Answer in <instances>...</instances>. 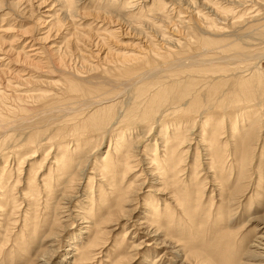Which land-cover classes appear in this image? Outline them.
<instances>
[{
  "label": "rangeland",
  "instance_id": "obj_1",
  "mask_svg": "<svg viewBox=\"0 0 264 264\" xmlns=\"http://www.w3.org/2000/svg\"><path fill=\"white\" fill-rule=\"evenodd\" d=\"M62 1L61 0H0V73L2 72L0 74V85L3 90L5 89L6 94H8L9 96L13 95L9 97V99L7 100L8 105L7 102L4 104L5 106L10 107L13 113L10 112L6 113L1 106H0V112L5 119L10 120V119L21 118L20 120H22L24 124L26 123L25 125L23 124L22 126L24 128V129L22 128L23 131L21 129L18 130L19 128H17L14 132L12 131L13 133L7 132L10 129L7 130L4 129L1 131L4 133L11 134L12 137L14 138L9 142H7V145L5 147L3 148L0 147V149H2V151L0 150V157H1L0 167L6 166L7 169L14 170L16 166L14 162L17 156L18 158H21L23 156L27 157L28 155H30V152L24 151V152L15 153V155L12 156L9 155L8 151H10L12 147L20 151L21 148L19 147L21 145H24L23 143H24L25 135L23 133L27 132L26 134H28L31 131L34 132V123H37V126L39 127H44L45 125L50 124V129L53 130V128L56 127L57 123L60 121L75 122L77 119H79V117L77 116H81V115L87 116V114L90 112L89 110L91 108L88 110L84 109L82 104L86 103L87 99L89 100V98H91L92 100L93 98H103V96L101 97L100 95H105V97L109 96L110 99H114L113 101L108 102L106 104L108 105L110 103L115 104L118 110L121 108V106L122 108H126L128 105L136 104L135 103L136 100H143L145 96L139 97L137 94L138 91L136 90L135 86H129L131 82L130 80H132L134 76H136L137 74L143 71L150 70V68L154 64L149 63L148 65L144 64L142 66V63H139L138 65L133 66L135 69L134 73L131 72L124 73L122 71L124 70L123 65H121V63L118 60V57L116 56L126 55L127 57H129V56L145 53L148 50L146 48L148 47L147 43L149 42H153L155 44V47L158 48L161 53L166 52L165 51L166 47L168 48H172V47H170V45L167 43H163V39L166 40L169 37L171 39L179 40L180 43H182L184 46L181 47L182 45L181 44L178 49H176L177 47H175L174 48L175 52L167 56L166 60L158 59V61H155L156 63H160L162 65L161 67H165V66L168 67L169 61L170 62L175 61L176 59L179 58V56H180L179 59L185 60L188 59V57L190 56L194 57L196 53H200L201 51V49H199L197 44H194V40L192 38L193 37L192 31H194L196 26H199L196 23L197 20L196 17L194 16L195 15L194 8L195 5L197 6V2L191 4L189 6L191 8H189L186 7L184 0L183 1L182 0H80V2L76 4V7L73 10L74 12L73 16L71 15L69 17L66 14V11L61 6ZM214 1L215 2L218 1V3L221 1L219 4H221L225 8L236 9L233 11V13H235L234 14L235 17L233 16L234 19L230 16L225 19L224 16L221 15L222 17L216 21L218 27L220 25H221L220 28H223V26L225 27V29L224 28L222 29L223 34L230 35V32L233 29L231 34L233 32H236L237 36H239V34L241 36V38L239 36L240 38L239 43L241 48L240 50L232 51V50H228L227 48H224L226 51L223 50L225 52L224 53L222 52L225 56L228 55L227 57L228 60H226L228 62V65L226 66L228 72H225L224 75H222L221 73H217L215 75H211L208 73L206 79H203L204 81L203 86L204 85L207 86L208 85L207 82L212 83L214 81H217L218 79L221 80L223 76H224L223 79L224 80L226 79L223 82V86H221V91L226 96L228 111L230 108L231 109L228 112V114L224 115L223 113L221 115L225 117L224 123L226 125L225 134H224L225 138H223V140L221 141L222 142L224 141L223 143L226 144V146L224 148H221L220 151L223 155H227L226 158L228 159L227 161L225 159L226 163L224 165L217 163L216 167H218L219 169L215 168L212 173H209L207 171L208 170L207 168L209 167V164L207 162L209 157L206 158L207 156L204 155L205 152L201 151L202 147H199L198 149L200 155L198 156V160H197L198 161L197 164H199V167L197 169V172L191 171L190 169L192 167L193 160L195 159V155H196L195 154L196 144H197L196 142H198L199 140V138L196 136L197 132H195L193 138L191 139V142L185 144L184 146L185 149L182 148V151L187 150L188 153L185 156H183L186 161L184 162V166L182 168L185 169V173L183 176H180L181 178L178 180V182L180 180L181 181L178 183L176 182L178 176H176V178L174 179H171L172 178L171 176L170 178L167 179V180L170 179L169 180L170 184L167 187L168 190L167 189L163 190L162 188L164 187L163 185L165 184H162L163 181L162 183L160 182L161 179L159 178L158 175L159 172H157L158 174H156V176L152 178H149L148 176L149 173H151L153 169L156 168V166L153 165L155 164V162L158 163L161 168H164L165 165L163 163L166 161V158L165 160L164 158H162L163 152H161L163 151L162 146L165 145L163 144L164 140L157 139V136H159V132L163 130H161L160 124L157 123L156 125L153 126L152 132L145 139L142 140V143H139L140 145L139 147H137L138 149L135 148L132 150L130 156H134V158L130 159V163L128 162V165L132 170L126 173L127 175L123 176V174H125L124 168L118 167L117 173L114 174L115 175L114 188L117 190L130 189L131 191L130 194L132 196L131 199L137 197L135 196L138 193L136 192L137 187L135 185L137 183H141V181L146 180L144 186L140 188V191L138 190L139 195L136 199L137 201H134L133 203H130L127 206H124L125 210L134 209V211H132V215H130V222L129 220L127 222L126 218H125L126 220L121 219L120 215H118L117 213L113 214L110 218L108 217L109 214L113 212L114 211L113 209L116 207L115 204L116 202L113 201H116V199L118 200L119 198H112L109 195L108 190L106 188H103L102 184L100 183L99 177H95L94 183L93 184L90 183L91 185L89 184V182L87 183V178H92V175L89 174L90 169L93 167L91 166L92 165L91 162H94L96 160V164H97L99 158L102 159L106 155H107V159L111 157L114 159L116 157V155H114L116 148H114L115 151L112 150L115 144V139L119 138L118 139L119 141L121 140L126 141V138L128 140V138L131 136L130 140L133 141L139 138L141 135H143L140 132H144V131L138 129L141 131L137 132L136 134L130 133L129 135L128 133L132 131H129L130 129L128 130L124 129L127 130L125 131L126 134L123 132L122 133L123 135L119 136L118 134L119 132H115L114 130V132L109 131L108 134L102 137V139L100 137L98 139V137L93 138L92 136H89L87 138V141L89 143L87 144L86 147L84 148L82 147L84 151L82 153H85V157L88 160L86 159L87 164L86 167L84 168L83 180H81L80 181L81 183H79L81 187L75 186L76 192L75 191L70 192L75 195V198L72 200H62L60 195H63L64 189L62 190L61 188L63 186L61 185L52 188V191L54 192L50 202L52 206L51 211L54 210L53 208L55 207L56 204L58 203L62 204V205L60 204L61 206L59 207V211H57V213H55L56 215L54 216L57 219H59V221L55 219L52 220L54 217H52L53 215L51 214L54 211L52 212L49 211L48 212L49 216L47 220H44V217L42 218L41 216L42 215L45 216L46 211L44 212L45 208L44 207L42 208L41 207L42 204H41L40 210L37 213V217H38L37 219L39 220V223L38 225L35 226L36 229H35V234H33V237L32 235H30V237L27 236L24 233V228L22 227L23 218L21 214H23V211L26 209L25 205L23 204L22 205L23 207L21 206L20 209L19 207L18 209H15V213L18 215L16 214H15L16 216L13 215L12 219L13 218H14L13 220L15 219L19 220L20 218L21 219L19 220V222L17 221L15 224H11L12 225V226L10 225L11 228H7L9 229L10 232L11 231L13 232H11V234L10 232L8 233L10 235V237L8 235L10 240H8L7 244H5V246L1 248L2 251L0 252V264H45V263L46 264H79V263L80 264H115L116 262H117L116 264L118 263L123 264L124 261L126 262V264H184V263L185 264H264L263 262L264 254L260 255L258 253L259 250L256 249L254 246L256 245V242L259 240L258 237H264V179H263L264 170L263 171L258 170L259 169L258 155L261 152V145H262L261 140L264 139L263 138L264 117H260V118L258 116L256 117L259 120L258 122H260V124L258 123L260 125L258 126L260 131L257 130L259 131L257 132V134L259 135H258V142L255 151L252 150V152L249 155V160H247V161H251L250 164H248L250 167L249 166L245 167L242 166L241 164H238L239 161H237L236 158L237 155L233 153V150L232 152H230L231 151L230 148H233L236 142L238 143V144L236 143L237 146H240L242 144L241 141L243 140L241 139L244 138V136L246 135L245 133L248 131L249 128L247 127L249 124H247V121H245L246 120L245 116H243L244 114H242L241 112H245L249 108H250L249 110H252L254 108L252 107V105L264 103V100L262 99L264 98V27L261 28V26L264 25V18H263L264 0H249V1L248 0H232V1L214 0ZM124 3H126V5ZM160 3L163 5H161ZM244 3L246 4L243 5ZM248 3L250 4V6H248L249 5ZM159 4L162 6V8L165 9L162 10ZM240 5H242L243 7L241 8ZM231 6H233V8ZM195 10L196 11L199 10V12L203 11L198 7ZM240 13H242V15L244 14L243 18L242 15H238ZM254 16H256L255 18H257L258 16V18L255 20ZM179 17H182V19L185 18L186 23L184 24V26L187 27V25H189L187 27L189 31L186 30V27L181 29L180 28L181 26L179 24L177 25L178 23L177 20L179 19ZM251 18H253V20H251ZM59 20L62 22H60ZM187 20L190 21L187 22ZM219 20L220 23L218 24ZM241 20H245V22L246 20H249V23L248 22L245 23L242 21L243 23L239 24ZM235 23H237V25H235ZM190 25H192V27L194 28L193 30ZM257 28H261V29H257ZM198 29L201 32H206L204 26L201 24L198 27ZM160 30L162 32H160ZM186 31L189 34L185 33ZM161 34L164 35L165 37L163 38ZM187 39H188L187 43L191 41V43L188 44V46L186 45ZM52 45L53 47L54 46L55 47L54 48L52 47L51 49L50 47ZM33 49L34 51H31ZM36 51L40 52L38 57L41 58L38 59L33 58L34 57L33 54ZM91 51L93 54L91 53ZM62 56H64L63 57L64 59L61 63L58 61L57 58ZM24 57H26L27 59L26 58H25L26 60L23 59ZM90 59L93 60V62ZM152 59H153L152 57H149L148 60L153 61ZM229 59H232L233 61ZM38 60L42 62H40L41 63L40 65H38L39 62L38 64L35 63L37 65L36 66L37 68L36 67L34 68V62ZM47 62H50V64ZM183 62L185 65L189 63L188 60ZM96 63L99 64L100 67L96 69L97 71L94 70L93 72H92L93 69L92 70L89 69L90 72H92L93 74L89 73L88 72L89 70L87 68H89L90 65L91 66L96 65ZM131 64L129 63V65ZM73 68L75 71L79 73L81 71V76L82 74H85V77H87L88 79L96 78L95 79L96 81H103L106 78V80H109V82H111L112 85H110L111 83H108L105 87H98V88L96 86H95L96 88L95 87L90 88L84 86V89H82L83 90L82 97L77 98L74 94L72 96L70 95L71 93L65 92L64 88L67 86V84L65 83L67 77V75L65 74L66 73L65 70L73 71ZM77 69L78 70L80 69V71H78ZM160 71H162V75L161 73H159L155 76L156 77L155 80L159 78L157 80L158 81L157 83H159L160 85L168 83L170 82V80L177 81L178 79H182L180 81H185L187 79L185 74H181L179 75L180 76L179 77L178 72L175 70H169V71L160 70ZM165 74H167V76H165ZM209 76H216V77L209 79ZM166 77L167 78L170 77V78L167 79ZM192 77L193 75L190 74V78ZM1 80H4L3 81L4 83H2ZM13 80H16L15 81L16 83ZM51 80L53 82H50ZM63 80H64V84H63ZM34 81L37 82L38 85L34 83ZM125 82L126 83L128 82V86L126 85ZM9 83H10V87L7 86ZM54 84L56 85V87ZM124 84L126 86H124ZM245 84L246 86H244ZM63 85L64 88L61 89ZM52 87L55 88L53 89ZM224 87L225 89H223ZM58 88H60L61 90ZM46 91L49 96L45 98H41V101H37L36 105H34V96L36 97V95H43L42 93ZM34 92L36 94H34ZM58 94H60V96ZM66 94L67 96H65ZM20 95L23 96L20 97ZM16 97H20V98H16ZM72 98L73 101L71 100ZM238 98H242V99H240L237 103H235V99L237 100ZM91 99L89 101H91ZM76 101L79 102L82 101V103ZM121 101L122 103L123 102L124 103L123 104L120 103ZM247 101H251V103L247 104ZM77 104L79 105L77 106ZM63 106L68 108L67 110L69 115L70 113L74 115H70L69 117V115H67V112H65L66 114L64 115L66 116L63 117L62 114L63 118H60L58 120L54 117L55 116L54 114H51V112L42 113L41 111L42 109L48 107L62 108ZM70 106L71 109H69ZM74 106L76 107V111L74 110L75 108ZM212 106H213L212 108H214V104H212ZM233 108L238 112L232 110ZM117 109L115 110V112L118 111ZM256 109H260V113H264V106L261 107L259 106V108L256 107ZM69 110H71V112ZM77 110H79L78 114L76 113ZM86 111L87 113H85ZM215 111L221 114V111L219 112L217 110ZM215 111L212 112L216 113ZM232 111L234 112L232 113ZM38 112L39 115H37ZM34 113L37 116V118L34 115ZM44 114L46 115L48 114L49 116L48 115L44 116ZM174 116H177L178 118L177 117L174 118L172 116L173 118L168 121L170 122L173 121L174 119H177L179 121V118L181 119L180 114ZM43 118H46L47 121L43 120ZM50 118L51 120H48ZM200 118L198 119L199 122L195 123V125L201 124ZM253 119L254 121L255 120L257 121L255 117ZM26 120H30V122H27ZM254 121H252V123ZM245 123H246V127L244 126ZM67 124L69 123L67 122ZM227 124L231 125L232 128H234L232 132L233 135L229 134L231 132L230 130H228L229 126H227ZM30 127L32 128V130L30 129ZM242 127H245L243 128L244 131H242L241 129ZM25 128L28 129H26L25 131ZM131 128H133L131 130L135 132L136 128L135 127H131ZM239 133L241 134V136L239 135ZM171 134H172L171 132H168L167 137H169ZM130 140L127 141L125 145H123L124 149H126V146L129 145V143L131 142ZM94 144L97 145V147H95ZM50 147H51L50 145H48V147L47 145L43 146L41 148L40 153H37L38 156H36V158L24 161L25 164L22 165V175H23L21 176L22 180L26 178L27 173L29 172L30 174L34 173L33 162H37L38 164H40V161L42 160L41 157H43L46 151L48 152V150H50ZM156 148L157 150L153 151V149ZM108 149L110 150L109 152ZM124 149L121 152L123 154L125 151ZM90 151H95V152L90 153ZM153 152L155 153V155ZM87 153L88 154L90 153L89 155L92 156L91 157L88 156ZM154 157L156 159H154ZM159 157L160 160H158ZM90 158L91 160H89ZM151 159L154 160L153 164H149L148 160ZM5 160L6 162H4ZM161 160H164L162 164H161ZM6 163H8L9 165ZM12 166H14V168H12ZM46 166L47 165H45L44 167V172L42 176H47L48 175L47 173H49L47 172L49 170ZM150 166L154 168H151ZM222 166H224V168ZM160 167L158 166V168ZM242 167L243 169L245 168L247 171L245 170L246 171L245 172L244 170H242ZM87 168H89V170ZM9 170L8 172H10ZM86 170L87 172H85ZM238 170L240 171L238 172ZM120 171L122 172V175ZM12 173L14 174L15 172ZM236 173L239 174L235 175ZM192 175L193 177L191 179ZM135 177L139 178V180H136L138 182L133 180V178ZM157 177L158 179H155ZM155 181L158 182L156 183ZM133 182L135 183L133 184ZM199 182L201 183L199 184ZM191 183L192 185H190ZM197 184L199 185L198 188L200 189V192L197 195H195L196 194L195 191L198 186ZM53 185L54 184L52 182V187ZM25 186L26 185L24 181V183H22L21 186L17 188L18 189L17 192L18 191L21 192L20 190L21 189L23 190ZM215 186L218 188H216ZM156 188L160 189V191H158L157 193H156L157 191ZM99 189H101L102 193L104 194L103 198H100V200L99 198H97L98 197L97 193H99ZM84 190L85 191L87 190L88 192L86 191L87 193H85ZM161 190H163V192ZM172 191L178 192L180 196L184 195L182 199L187 204L186 205L187 213L183 212V209L181 207L176 206V204L172 200H170L171 199L169 198L171 194L170 192ZM70 193L67 192V194ZM148 193L150 194L149 196ZM15 197L18 206V204L21 203V199L19 198L18 194H15ZM199 197L201 198V200ZM147 198L149 199L147 200ZM192 198L195 199V201ZM58 199H60L59 201L62 200L63 203L59 202ZM2 201L3 203L1 205L3 207L7 208V210L11 209V204L9 203L11 199L5 198ZM196 201L201 206L197 207L196 205L198 204L196 203ZM131 204H134L135 206ZM147 208L150 209L147 210ZM195 208L197 210H194ZM192 209L194 211H192ZM60 210L63 213H61ZM150 211H152L153 213ZM202 212H204L205 215ZM67 214H70L68 215L70 217H67V221H66ZM175 214H177V216ZM185 215H187V217ZM61 218L64 220H62ZM203 219L205 221H203L202 223ZM61 220L64 222H62ZM106 220L110 224L107 223ZM53 223L55 226H53ZM138 223H142V224L139 225ZM103 224L105 225V227ZM92 226L94 227L91 230ZM87 227L90 229H88ZM153 227L155 228L153 229ZM200 227L201 229L202 228L203 229L201 230ZM95 228L96 231L98 232L99 231L103 233L105 232L104 234L102 233L103 234L102 237L104 238L101 237V240L102 241L105 240L103 244L106 246L102 245L100 249L97 250L93 248L94 250L90 249L91 250L90 251L88 250V247L90 245L89 243L91 242L90 238L92 237L93 233H95ZM51 234H53V236ZM54 234H57L58 238L54 237ZM2 235L3 234L0 231V243H1ZM47 236L48 238L46 239ZM123 236L126 237L124 238ZM137 244H140L139 246L140 248L135 251L132 250V247ZM119 249H121L122 251H120ZM48 250L53 252V255H52V259L47 261L45 257L46 255H44V258H42L41 253L46 252ZM129 250H131L132 254L129 252ZM81 251H83L82 252L83 254L85 252L86 253L83 255ZM133 251L136 253H133ZM78 252H80V254L82 255V259H81V255ZM88 252L91 253L90 254L91 256H89ZM125 253L126 256L128 254L130 255L126 257ZM88 258L90 262L89 260L87 261ZM127 259L130 262L127 263L128 261Z\"/></svg>",
  "mask_w": 264,
  "mask_h": 264
},
{
  "label": "bare ground",
  "instance_id": "obj_2",
  "mask_svg": "<svg viewBox=\"0 0 264 264\" xmlns=\"http://www.w3.org/2000/svg\"><path fill=\"white\" fill-rule=\"evenodd\" d=\"M62 1V0H61ZM183 1V0H182ZM217 1V0H216ZM225 1V0H223ZM228 1V0H227ZM226 1V2H227ZM232 1V0H231ZM249 1V0H248ZM80 2V0H64L61 2V6L62 8L66 11V14L70 17L71 15L73 16V10L74 8L76 7V4ZM185 4H186V7H189L191 4H194L197 2V6L195 5V8H194V16L196 17V23L200 26L203 25L204 28H205V31L206 32H201L198 27L199 26H196V28L194 29L191 26L192 30L194 29L193 32V40H194V44H197V46L199 47V49H201L200 53H196V55L193 57H188V59H185V60H182V59H176L175 61H172L168 63V67L165 66V67H161L162 65L160 63H156L155 61H158V59H162V60H166L167 59V56H169L171 53H174L175 51V47H177L176 49H178L180 47V45L182 43H180L179 40H175V39H171L170 37L166 40L163 39V43H167L170 45V47L172 48H168L166 47L165 51L166 52H163L161 53L160 50L158 48L155 47V44L153 42H149L147 43L148 47L146 49H148L145 53H141L139 55H133V56H129L127 57L126 55H120V56H116L118 57V60L119 62L121 63V65H123V69L122 70L124 73H134L135 72V69H134V65H138L139 63H142V66L144 64L148 65L149 63H153L154 65H152V67L150 68V70H147V71H143L139 74H137L136 76H134V78L128 82H130L129 86H135L136 90L138 91V96L141 97V96H145L143 100H136L135 103L136 104H133V105H128L126 108H121L118 110L117 107L115 106V104H106L108 102H111L113 101L114 99H110L109 96L105 97V95H100L101 97L103 96V98H93V100L91 98H89V100L91 99V101H89L87 99V102L82 104L83 108L84 109H90L89 113L87 114V116H77L79 117V119H77L75 122L73 121H60L57 123V126L52 129H50V124L49 125H43L44 127H39L37 126V123H34V132H29L28 134L26 133H23L25 135V138H24V145H21L19 148V150H16L15 148H11L10 151H8L9 155H12L14 156L15 153H19V152H30V155H28L27 157L26 156H23L21 158H18V156L16 157V160H15V168L14 166H12V168H14V170H9L6 168V166L4 167H0V231L2 232V239H1V245H0V249L5 246V244H7L8 240H10V235L8 234L10 231L9 229L7 228H11L10 225L11 224H15L17 221L19 222V220H13L12 217L13 215L16 216L18 214L15 213V209H19L21 208V206L24 204L26 209L23 211V214H21L22 216V227L24 228V233L30 237V235H32L33 237V234H35V229H36V225H38L39 223V220L37 219V213L39 212L40 210V205L42 204V208L44 207L45 210V216L42 215L41 217L43 218L44 217V220H47L49 214L48 212H52L54 211L51 215H53L52 217H54L57 213V211H59V207L61 205L58 203L55 205V207L53 208L54 210L51 211L52 209V206H51V199H52V195H53V192L52 191V188L54 187H58V186H63L61 187L62 190L64 189V192H63V195H60L61 199L62 200H72L75 198V195L70 193V192H73L75 191L76 187L75 186H78V187H81L79 183H81L80 181L83 180V177H84V168L86 167V162H87V158L85 157V153H82L84 152L83 151V148L87 146V144L89 143L87 141V138L89 136H92L93 138H96L99 137L102 139V137H104L106 134H108V132H119V136L120 135H123L122 133L125 131H127L128 129H130L129 131H132V132H129L128 134L130 135V133H134L136 134L137 132L139 131H144V132H140L142 133L143 135H141L139 138H137L136 140H130L131 136L128 138H126V141L125 140H121L119 141L117 139H115V144H114V147L112 150H114V148H116L114 151H115V154L116 157L113 159L112 157L111 158H108L107 159V155L97 161V164H96V160L94 162H91L93 166L91 169H90V175H92V178H87V183L89 182L90 183H94V179L95 177H99V181L100 183L102 184L103 188H106L109 192V195L112 197V198H119L118 200L116 199V201H113V202H116V207L113 209L114 211L111 212L109 214V218L117 213L118 215H120L121 219H125L127 222L129 220L130 222V215H132V211H134V209H131V210H125L124 209V206H127L128 204L130 203H133L134 201H137V197L139 195V191H140V188H142V186H144L145 181H141V183H137L135 186L137 187V190L136 192H138L135 196H137L136 198L134 199H131L132 196L130 194V189H120V190H117L114 188V180H115V173H117L118 171V167H123L124 168V173L123 176L127 175L126 173H128L130 170V167L128 165V162L130 163V159H133L134 156H130L131 155V152L133 149L139 147V143H142V140L145 139L151 132H152V128L154 125H156L157 123L160 124V127H161V130L163 131H160L159 132V136H157V139L159 140H164V143L165 145H163V155H162V158H166V161L164 162V160H161V164L162 162H164L163 164L165 165L164 168H161L160 165L158 163L155 162L154 163V160L151 159V160H148L149 161V164H153L154 166H156L155 169H153V171L151 173H149V178H152L154 176H156V174H158L157 172H159V181L162 183V184H165L163 185L164 187L162 188L163 190H168V186L170 184L169 180H167L168 178H170L172 176L171 179H174L177 177V180L176 182H178V180L181 178L180 176H183L184 173H185V169H182L183 166H184V162L186 161L184 159L183 156H185L188 152L187 150L185 151H182V148H184L185 144L187 143H190L191 142V139L193 138V135L196 133V136L199 138L198 142H196V152H195V159L193 160V164H192V167H191V171H196L197 172V169L199 167V164H197V160H198V156L200 155L199 154V147H202L201 148V151L205 152V156H207L206 158H208V164H209V167L207 168L208 172L209 173H212L214 171V169H219L218 167H216L217 163H220L221 165H224L227 161L228 158H226L227 155H223L220 151H221V148H224L226 146V144H224L221 140H223V138H225L224 134H225V117L224 116H221L223 113L224 115L225 114H228V105H227V100H226V96L223 94V92L221 91V86H223V82L226 80H224V76L221 78V80H217V81H214V82H207L208 85H204L203 86V79H206L207 77V74H211V75H215L217 73H221L222 75L225 74V72H228L227 69H226V66L228 65V62L226 60H228V55L225 56L223 53L226 51L224 48H227L228 50H232V51H236V50H240V43H239V39L241 38L240 34V38L239 36H237V33L236 32H233L231 34V32L233 31V29L231 30L230 32V35H225L223 34V28L225 29V27L223 26V28H220V26L218 27L217 24H216V21L218 19H220L223 15L224 18L226 19L227 17H232L234 19L235 17V13H233L234 10H236L235 8L234 9H228V8H225L224 6H222L221 4L217 2H215L214 0H184ZM237 2V1H236ZM59 3V1H58ZM242 3V2H241ZM240 3V4H241ZM259 3V2H258ZM126 5V3H124ZM123 4V5H124ZM161 4V3H160ZM163 5V4H161ZM233 4V3H232ZM246 3H244L243 5H245ZM249 4V3H248ZM234 5V4H233ZM241 8L243 7L242 5H240ZM250 6V4L248 5ZM194 7V6H193ZM200 8L201 12L196 11L195 9L196 8ZM233 8V6H231ZM191 8V7H189ZM240 8V7H239ZM161 9H165V8H162L161 6ZM248 9V8H247ZM243 10V9H241ZM240 11V10H238ZM245 11V10H244ZM243 11V13H244ZM247 11V10H246ZM161 12V11H160ZM165 12V11H163ZM203 12V13H202ZM259 14V13H258ZM64 15V14H62ZM129 15V14H128ZM155 15V14H154ZM163 15V14H162ZM179 15V14H178ZM238 15H242V13L238 14ZM244 15V14H243ZM242 15V18L244 17ZM185 16V15H184ZM234 16V17H233ZM259 16V15H258ZM257 16V18H258ZM65 17V16H64ZM153 17H156V16H153ZM194 17V18H195ZM256 16H254V19L256 20L257 18H255ZM260 17V16H259ZM184 18V17H183ZM187 18V17H186ZM223 18V19H224ZM264 18V17H263ZM188 19V18H187ZM238 19H239V16H238ZM155 20V19H154ZM251 20H253V18H251ZM254 20V22H255ZM260 20V19H259ZM258 20V21H259ZM60 21V20H59ZM58 21V22H59ZM185 21V18L182 19V17H179V19L177 20V25L179 24L181 27V29L185 28L186 26H184V24L186 23ZM190 21V20H187V22ZM195 21V20H194ZM238 21V20H237ZM245 22V20H241L239 22V24ZM257 21V22H258ZM62 22V21H60ZM59 22V23H60ZM147 22V20H146ZM155 22V21H154ZM222 22V21H221ZM249 23V20H246L245 23ZM161 23V22H160ZM190 23V22H189ZM220 23V20L218 22V24ZM251 23V22H250ZM226 24V23H225ZM51 25V24H50ZM54 25V24H53ZM52 25V26H53ZM146 25V24H145ZM155 25V23H154ZM235 25H237V23H235ZM59 26V25H58ZM163 26V25H162ZM189 25H187L188 27ZM234 26V25H233ZM60 27V26H59ZM186 27V30L189 31ZM254 27V26H253ZM264 27L261 26V28ZM53 28V27H52ZM51 28V29H52ZM179 28V27H178ZM233 28V27H232ZM261 28H257V29H261ZM234 29H237V28H234ZM143 30V29H142ZM159 30V29H158ZM203 30V29H201ZM239 30V29H238ZM79 31V30H78ZM157 31V30H156ZM185 32L187 34H189L188 32ZM235 31V30H234ZM258 31V30H257ZM114 32V31H113ZM160 32H162L160 30ZM49 34V33H48ZM79 34V33H78ZM162 35V34H161ZM160 35V36H161ZM186 36V35H185ZM190 36V35H188ZM162 37L164 38L165 36L162 35ZM161 37V38H162ZM105 38V37H104ZM167 38V37H166ZM184 38V37H183ZM187 38V37H186ZM191 38V40H192ZM46 40V39H45ZM162 40V39H161ZM188 39L186 40V45L188 46V44L191 43V41H189V43H187ZM68 42V41H67ZM193 43V42H192ZM158 46V45H157ZM184 45L182 44L181 47H183ZM53 45L50 47L52 49ZM55 47V46H54ZM53 47V48H54ZM159 47V46H158ZM45 48V47H44ZM133 48V47H132ZM43 49V48H42ZM46 49H49V48H46ZM162 49V48H160ZM181 49V48H180ZM141 50V49H140ZM225 50V51H223ZM31 51H34L31 50ZM44 51V50H43ZM48 51V50H46ZM162 51V50H161ZM55 52V51H54ZM141 52V51H140ZM223 52V53H222ZM39 51H36L34 54H33V58H41V57H38L39 56ZM49 53V52H48ZM47 53V54H48ZM57 53V52H56ZM92 53V51H91ZM110 53V52H109ZM93 54V53H92ZM95 54V53H94ZM238 54V53H237ZM42 55V54H41ZM27 56V55H26ZM61 56V55H60ZM93 56V55H92ZM99 56V55H98ZM64 56L62 57H59L57 58L59 62L62 63L63 61V58ZM88 57V56H86ZM149 57H152L153 61H149ZM26 57H24L23 59H25ZM90 58V57H89ZM93 58V57H92ZM27 59V58H26ZM25 59V60H26ZM251 59V58H250ZM91 60V59H90ZM99 60V59H97ZM188 60L189 63L187 65L184 64L183 61H186ZM231 61H233L232 59H229ZM17 61V59H16ZM24 61V60H23ZM57 61V60H56ZM83 61V59H82ZM93 62V60H91ZM230 61V62H231ZM39 62V64H38ZM42 61H36L34 62V68L37 66L35 63H37L38 65H40ZM46 62V61H45ZM99 62V61H98ZM50 64V62H47ZM111 63V62H110ZM129 63L131 65H129ZM21 64V63H20ZM84 64V63H83ZM46 65V63H45ZM116 65V64H115ZM163 65H166V64H163ZM62 66V65H61ZM82 66V65H81ZM85 66V65H83ZM88 66V65H87ZM160 66V67H159ZM30 67V66H29ZM99 64L96 63V65H93V66H89V68H87L88 70L89 69H93L92 72L96 69H98ZM28 68V67H27ZM32 68V67H31ZM37 68V67H36ZM44 68V67H43ZM42 68V69H43ZM64 68V66H63ZM68 68V67H67ZM83 68V67H82ZM81 69V67H80ZM80 69L78 71H80ZM37 70V69H36ZM69 70V69H68ZM160 70H175L178 72V76L181 75V74H185L186 76V80L185 81H180L182 79H178L177 81H171L168 82V83H165V84H159L157 83L158 79L157 78L155 80V76L159 73H161L162 75V71ZM83 71V70H82ZM87 71V70H86ZM97 71V70H96ZM41 72V71H40ZM65 74L67 75L66 77V80H65V83L67 84V86L64 88V85L63 87H61V89L64 88L65 92H68V93H71L70 95L73 96V94L78 98V97H82V94H83V90L84 89V86H87V87H105L108 83H111L109 82V80H106V78L103 80V81H96L95 79L96 78H91V79H88L87 77H85V74H82L81 76V71L80 73L75 71L74 68H73V71H67L65 70ZM84 72V71H83ZM89 73H92L90 72V70L88 71ZM87 72V73H88ZM2 73V72H1ZM0 73V74H1ZM86 73V72H85ZM165 73V72H163ZM93 74V73H92ZM96 74V73H95ZM170 74V73H169ZM190 74L193 75L192 78H190ZM25 75V74H24ZM229 75V74H228ZM52 76V75H51ZM54 76V75H53ZM65 76V75H64ZM96 76V75H95ZM165 76H167V74H165ZM169 76V75H168ZM175 76V75H173ZM188 76V77H187ZM234 76V75H233ZM128 77V76H127ZM126 77V78H127ZM171 77V76H170ZM168 77V78H170ZM180 77V76H179ZM216 76H209V79L210 78H215ZM256 77V76H255ZM254 77V78H255ZM161 78V77H160ZM167 78V77H166ZM167 78V79H168ZM220 78V77H218ZM226 78V77H225ZM258 78H261V77H258ZM184 79V78H183ZM235 79V78H234ZM238 79V78H237ZM245 79V78H244ZM175 80V79H174ZM250 80V79H249ZM262 80H263V77H262ZM2 83H4L3 81L4 80H1ZM14 82L16 80H13ZM125 81V80H123ZM122 81V82H123ZM151 81V82H149ZM233 81V80H232ZM244 81V80H243ZM49 82V81H48ZM50 82H53L52 80ZM49 82V83H50ZM128 82L126 83V85L128 86ZM7 83V82H6ZM16 83V82H15ZM19 83V81H18ZM34 83H36L38 85L37 82L34 81ZM256 83V82H255ZM46 84V82H45ZM48 84V83H47ZM51 84V83H50ZM63 84H64V80H63ZM206 84V83H205ZM14 85V84H13ZM31 85V84H30ZM29 85V86H30ZM35 85V84H34ZM49 85V84H48ZM55 85V84H54ZM62 85V84H61ZM112 85V83L110 84ZM123 85V84H122ZM124 84V86H126ZM258 85V83H257ZM4 86V85H3ZM10 87V83L7 85ZM18 86V85H17ZM16 86V87H17ZM44 86V85H43ZM53 86V85H52ZM59 86V85H58ZM57 86V87H58ZM109 86V85H108ZM246 86V84L244 85ZM8 87V88H9ZM14 87V86H13ZM56 87V85H55ZM54 87V88H55ZM95 87V88H96ZM110 87V86H109ZM112 87V86H111ZM229 87V86H228ZM15 88V87H14ZM53 88V87H52ZM51 88V89H52ZM53 88V89H54ZM89 88V89H90ZM126 88V87H124ZM7 89V88H6ZM16 89V88H15ZM52 89V90H53ZM60 89V88H58ZM60 89V90H61ZM116 89V88H115ZM225 89V87L223 88ZM62 90V91H64ZM118 90V89H117ZM36 91V90H35ZM42 92V91H41ZM51 92V91H50ZM60 92V91H59ZM113 92V91H112ZM226 92V91H225ZM224 92V93H225ZM9 93V92H8ZM104 93V92H103ZM102 93V94H103ZM16 94V93H15ZM34 94H36L34 92ZM43 95H36V97L34 96V105H36V102L37 101H41V98H45L47 96H49L47 94V91L42 93ZM107 94V93H105ZM115 94V93H114ZM146 94V95H145ZM255 94V93H254ZM18 95V94H17ZM55 95V94H54ZM60 96V94H58ZM109 95V94H108ZM13 95H8L6 94L5 92V89L3 90L1 88V85H0V106L2 107L3 110H5V112H10V113H13L11 108L10 107H7L5 106L4 104L7 102V100L9 99V97H11ZM23 96V95H22ZM20 95V97H22ZM56 96V95H55ZM67 96V94L65 95ZM69 96V94H68ZM220 96V97H219ZM20 97H16V98H20ZM26 97V96H25ZM24 97V98H25ZM31 97V96H30ZM71 97V96H70ZM69 97V98H70ZM75 97V98H76ZM97 97V96H96ZM219 97V98H217ZM13 98V97H12ZM27 98V97H26ZM50 98V97H48ZM57 98V97H56ZM55 98V99H56ZM68 98V99H69ZM74 98V100H75ZM11 99V98H10ZM29 99V98H28ZM240 99L242 98H238L237 100L235 99V103H237ZM264 100V98H262ZM19 100V99H18ZM48 100V99H47ZM73 101V98L71 99ZM79 100V99H78ZM234 100V99H232ZM262 100V101H263ZM13 101V100H12ZM33 101V100H32ZM65 101V100H64ZM86 101V100H85ZM89 101V102H88ZM52 102V101H51ZM76 102H79V101H76ZM82 103V101H80ZM79 102V103H80ZM21 103V102H20ZM25 103V102H24ZM113 103V102H112ZM122 103V101L120 102ZM124 103V102H123ZM122 103V104H123ZM230 103V102H229ZM248 103H251V101H247V104ZM255 103V102H254ZM73 104V103H72ZM71 104V105H72ZM212 104H214V108H212ZM253 104V103H252ZM7 105H8V102H7ZM14 105V104H13ZM79 104H77L78 106ZM126 105V104H125ZM124 105V106H125ZM75 106H76V103H75ZM74 106V107H75ZM210 106V107H208ZM259 106H264V103H261V104H257V105H252V107H254L252 110H246L245 112H241L242 114H244L243 116H245V121H247V124H249L247 127L248 128V131L245 133L246 135L244 136V138H242L241 140V145L240 146H237V144L235 143L233 148H230L232 152L233 150V153L237 155V161L238 164H241L242 166H249L248 164H250L251 161H247L249 160V155L250 153L252 152V150L255 151V148H256V145H257V142H258V135L257 132H259V127L260 126V122H258L259 120L256 118L257 116L260 118V117H264V113H260V109H256L259 108ZM12 107V106H11ZM61 107V106H60ZM65 107V106H63ZM58 108V107H48V108H44L42 109V113H48V112H51V114H54L55 118L56 119H60V118H63L64 114H66L65 112H67V115L68 114V108ZM235 107V106H234ZM248 107V106H247ZM251 107V108H252ZM25 108V107H24ZM29 109V108H28ZM71 109V106L70 108ZM78 109V108H77ZM118 110L115 112V110ZM164 109V110H163ZM35 110V109H34ZM73 110V109H72ZM74 110L76 111V107L74 108ZM81 110V109H79ZM77 110V114H78V111ZM215 110H217L218 112L221 111V114L220 113H217ZM232 110H235L234 108ZM40 111V112H41ZM71 112V110H69ZM74 111V112H75ZM212 111H215L216 113L212 112ZM237 110H235L236 112ZM53 112V113H52ZM234 111H232L233 113ZM238 112V111H237ZM262 112V111H261ZM87 113V111L85 112ZM50 114V113H49ZM50 114V115H51ZM62 114H63V117H62ZM181 115V119L179 118V121L177 119H174L173 121H168V120H171L173 117H177V116H174V115ZM240 114V113H239ZM33 115V114H32ZM35 115V113H34ZM39 115V112L38 114ZM43 115V114H42ZM41 115V116H42ZM48 115V114H47ZM46 114H44V116H47ZM70 115H74V114H71ZM69 115V117H70ZM8 116V115H7ZM36 116V115H35ZM49 116V115H48ZM173 116V117H172ZM27 117V116H26ZM201 117V118H200ZM230 117V116H229ZM238 117V116H237ZM257 119V121L255 120L254 121V118ZM17 118V117H16ZM25 118V117H24ZM37 118V116H36ZM178 118V117H177ZM201 119V124H198V125H195V123L199 122L198 119ZM234 118V117H233ZM21 118L19 119H5L3 117V115L1 114L0 112V147H5L7 145V142H9L10 140H12L14 137H12L11 134H8V133H4V132H1L2 130L4 129H10L9 131L7 132H14L17 128H19L18 130H22V126H23V121L20 120ZM26 119V118H25ZM35 119V117H34ZM33 119V120H34ZM253 119V120H252ZM43 120L47 121L46 118H43ZM48 120H51L48 119ZM62 120V119H61ZM68 120V119H67ZM244 120V119H242ZM27 122H30V120H26ZM52 121H55V120H52ZM231 121V120H229ZM241 121V120H240ZM252 121H254L252 123ZM25 122V120H24ZM49 122V121H48ZM67 122L69 124H67ZM32 123V122H31ZM259 123V124H258ZM26 124V123H25ZM24 124V125H25ZM243 124V123H242ZM229 126V129L231 133L229 134H232L234 128H232L231 125H228ZM246 127V123L244 125ZM131 127H135V132H133V128ZM159 127V128H160ZM196 127V128H195ZM245 127H242V131L243 128ZM24 129V128H23ZM26 129L28 128H25V131ZM30 129L32 130V128L30 127ZM124 129H127V130H124ZM138 129H141V130H138ZM196 129V130H195ZM17 130V131H18ZM138 130V131H136ZM227 130V131H228ZM259 130V131H257ZM23 131V130H22ZM226 131V132H227ZM12 132V133H13ZM168 132H171L172 134L167 137V134ZM35 133V134H34ZM21 134V135H23ZM126 134V133H125ZM161 134V136H160ZM164 134V136H163ZM237 134V133H236ZM227 135V134H226ZM233 135V134H232ZM239 135L241 136V134L239 133ZM109 136V135H108ZM115 136V135H114ZM113 136V137H114ZM137 136V135H136ZM163 136V137H162ZM192 136V137H191ZM239 136V138H240ZM243 136V135H242ZM90 137V138H92ZM112 137V136H111ZM122 137V136H121ZM124 137V136H123ZM133 137V136H132ZM262 137V136H261ZM19 138V137H18ZM89 138V139H90ZM110 138V137H109ZM169 138V139H167ZM197 138V139H198ZM238 138V139H239ZM263 138H264V135H263ZM113 139V138H112ZM121 139V138H120ZM196 139V140H197ZM234 139V138H233ZM262 139V138H260ZM95 140V139H94ZM93 140V141H94ZM111 140V139H110ZM109 140V141H110ZM131 141L129 143V145L126 146V149H124V146L125 143L127 141ZM240 140V139H239ZM85 141V142H84ZM91 141V140H90ZM113 142V141H112ZM233 142V141H232ZM102 143V142H101ZM110 143V142H109ZM261 152L260 154L258 155L259 157V171H263L264 170V139L261 140ZM93 144V143H92ZM229 144V143H228ZM48 147V145H50V150H48V152L46 151L45 154L43 155L42 160L40 161V164H38L37 162H33V165H34V173L33 174H30L27 173L26 174V178H24V180H22L21 176L22 175V165L25 164L24 161L25 160H30V159H33V158H36L37 153H40L41 151V148L43 146H46ZM91 145V143H90ZM72 146V147H71ZM89 146V145H88ZM95 147H97V145L94 144ZM223 146V147H222ZM83 147V148H82ZM232 147V146H231ZM18 148V149H19ZM109 148V147H108ZM125 150L124 151V154L121 153L122 150ZM138 149V148H137ZM185 149V148H184ZM2 151V149H0ZM89 150V149H88ZM92 150V149H91ZM95 150V149H94ZM156 149H153V151H156ZM225 150V149H224ZM260 150V149H259ZM110 150L108 149V152ZM223 151V149H222ZM86 152H89V151H86ZM95 151H90V153H93ZM136 152V151H135ZM145 152V151H144ZM5 153V152H4ZM14 153V154H13ZM89 153V154H90ZM114 153V152H113ZM154 153V152H153ZM88 154V153H87ZM86 154V155H87ZM88 156H92V155H89ZM106 154V153H105ZM108 154V153H107ZM254 154V152H253ZM3 155V154H2ZM5 155V154H4ZM95 155V154H94ZM155 155V153H154ZM158 155V154H157ZM7 156V155H6ZM11 156V157H12ZM159 156V155H158ZM234 156V155H233ZM8 157V156H7ZM10 157V156H9ZM187 157V156H186ZM204 157V156H203ZM1 158V157H0ZM5 158V156H4ZM14 158V157H13ZM26 158V159H25ZM40 158V159H41ZM137 158V157H136ZM146 158V157H145ZM157 158V156H156ZM154 157V159H156ZM39 159V160H40ZM87 159V160H86ZM226 159V161H225ZM232 159V157H231ZM4 160V159H2ZM91 160V158L89 159ZM160 160V157L159 159ZM12 161V160H11ZM14 161V160H13ZM32 161V160H31ZM35 161V160H34ZM38 161V160H37ZM146 161V160H145ZM156 161V160H155ZM202 161V159H201ZM200 161V162H201ZM6 162V160L4 161ZM132 162V161H131ZM139 162V161H138ZM249 162V163H248ZM27 163V162H26ZM90 163V162H89ZM233 163V162H232ZM258 163V162H257ZM8 164V163H6ZM12 164V163H11ZM256 164V163H255ZM9 165V164H8ZM45 165H47L46 167L48 168L49 173H47L48 175L47 176H42L43 172H44V167ZM236 165V164H235ZM31 166V165H30ZM97 166V167H96ZM158 166L160 168H158ZM226 166V165H225ZM237 166V165H236ZM151 167V166H150ZM224 168V166H222ZM234 167V166H232ZM250 167V166H249ZM248 167V168H249ZM32 168V167H31ZM30 168V169H31ZM36 168V169H35ZM151 168H154V167H151ZM150 168V169H151ZM204 168V167H203ZM257 168V167H255ZM263 168V169H261ZM11 169V168H10ZM89 170V168H87ZM8 170L10 172H8ZM147 170V169H146ZM189 170V171H190ZM202 170V169H201ZM242 170H246L245 168L243 169L242 167ZM187 171V170H186ZM204 171V170H203ZM221 171V170H219ZM240 170H238L239 172ZM243 171V172H244ZM247 171V170H246ZM245 171V172H246ZM12 172H15L17 174H13ZM87 172V170L85 171ZM121 172V171H120ZM150 172V171H149ZM244 172V173H245ZM258 172V171H257ZM134 173V172H133ZM205 173V172H204ZM253 173V172H252ZM260 173V172H259ZM148 174V173H147ZM181 174V175H180ZM239 173H236L235 175H238ZM243 174V173H242ZM264 174V173H263ZM121 175H122V172H121ZM145 175V174H144ZM234 175V176H235ZM261 175V174H260ZM212 176V175H210ZM190 177V176H189ZM193 175L191 176V179H192ZM238 177V176H237ZM246 177V176H245ZM244 177V178H245ZM80 178V179H79ZM122 178V177H121ZM126 178V177H125ZM185 178V177H184ZM197 178V177H196ZM243 178V177H242ZM241 178V179H242ZM259 178V177H258ZM79 179V180H78ZM155 179H158L155 178ZM211 179V178H210ZM239 179V180H241ZM264 179V178H263ZM133 180H139L138 177H135L133 178ZM151 180V179H150ZM188 180V179H187ZM214 180V179H212ZM25 181V188H23V190L21 189L20 191L21 192H17V188L21 186L22 183H24ZM152 181V180H151ZM181 181V180H180ZM179 181V182H180ZM52 182H53V187H52ZM98 182V181H97ZM138 182V181H136ZM156 182V181H155ZM158 182V181H157ZM156 182V183H157ZM178 182V183H179ZM189 182V181H188ZM187 182V183H188ZM191 182V181H190ZM135 182H133L134 184ZM150 183V182H149ZM201 182H199L200 184ZM151 184V183H150ZM159 184V183H158ZM189 184V183H188ZM91 185V184H90ZM95 185V184H94ZM93 185V186H94ZM192 185V183L190 184ZM198 185V184H197ZM202 185V184H201ZM24 186V185H23ZM150 186V185H149ZM194 186V185H193ZM196 186V185H195ZM131 187V186H130ZM199 185L197 186V189ZM216 187V186H215ZM92 188V187H91ZM132 188V187H131ZM158 188V187H157ZM156 188V189H157ZM192 188V187H191ZM218 188V187H216ZM79 189V188H78ZM94 189V188H93ZM115 189V190H114ZM180 189V188H179ZM196 189V188H195ZM194 189V190H195ZM196 189V194L197 195L199 192H200V189L197 190ZM139 190V191H138ZM163 190H161L163 192ZM170 190V189H169ZM85 191V190H84ZM87 191V190H86ZM85 191V193H87ZM160 191V189H157L156 193ZM243 191V190H242ZM70 193V194H67ZM76 192V191H75ZM78 192V191H77ZM93 192V191H92ZM155 192V191H154ZM61 193V192H60ZM65 193V194H64ZM133 193V191H132ZM170 197L171 198L170 200H172L176 206H179L183 209V212H186L187 209H186V203L185 201L182 199L184 195L180 196L178 194V192L176 191H172L170 192ZM15 194H18L19 195V198L21 199V203L18 204L17 206V202H16V197H15ZM57 194V193H56ZM76 194V193H75ZM84 194V193H83ZM90 194V193H89ZM98 194V197L99 200L100 198H103L104 194L102 193V190L99 189V193ZM159 194V193H158ZM167 194V193H166ZM193 194V193H192ZM229 194V193H228ZM150 194L148 193V196ZM191 195V194H190ZM17 196V195H16ZM93 196V195H92ZM96 196V195H95ZM118 196V197H117ZM147 196V197H148ZM167 196V195H166ZM228 196V195H227ZM18 197V196H17ZM106 197V196H105ZM154 197V196H153ZM186 197V196H185ZM225 197V196H224ZM5 198H9L11 199V201L9 202L11 204V209H8L3 207L1 204L3 203V199ZM58 198V197H57ZM140 198V197H139ZM145 198V197H144ZM152 198V197H151ZM160 198V197H159ZM191 198V197H190ZM200 198V197H199ZM149 198H147L148 200ZM153 199V198H152ZM167 199V198H166ZM193 199V198H192ZM7 200V199H6ZM60 199H58L59 201ZM59 201V202H62ZM88 200V199H86ZM91 200V198H90ZM195 201V199H193ZM197 200V199H196ZM201 200V198H200ZM98 201V200H97ZM198 201V200H197ZM196 201V203H197ZM57 202V201H56ZM63 203V202H62ZM66 203V201H65ZM93 203V201H92ZM151 203V202H150ZM154 203V202H153ZM201 203V202H200ZM213 203V202H212ZM99 204V203H98ZM107 204V203H106ZM194 204V203H192ZM198 204V203H197ZM67 205V204H66ZM131 205H134V204H131ZM107 206V205H106ZM104 206V207H106ZM135 206V205H134ZM148 206V205H147ZM197 207L201 206L200 204L196 205ZM23 207V206H22ZM65 207V206H64ZM67 207V206H66ZM92 207V206H91ZM137 207V206H136ZM149 207V206H148ZM175 207V206H174ZM190 207V206H189ZM68 208V207H67ZM66 208V209H67ZM77 208V207H76ZM102 208V206H101ZM111 208V207H110ZM134 208V207H132ZM169 208V207H168ZM210 208V207H208ZM63 209V208H62ZM127 209V208H126ZM150 209V208H147V210ZM177 209V208H176ZM207 209V208H206ZM107 210V209H106ZM105 210V211H106ZM136 210V209H135ZM152 210V209H151ZM155 210V209H154ZM194 210H197L196 208ZM192 209V211H194ZM208 210V209H207ZM42 211V210H41ZM64 211V210H63ZM68 211V210H67ZM103 211V210H102ZM104 211V212H105ZM61 213H63L61 210H60ZM59 212V213H60ZM65 212V211H64ZM77 212V211H76ZM152 212V211H150ZM171 212V211H170ZM173 212V210H172ZM206 212V211H205ZM209 212V211H208ZM70 213V212H69ZM89 213V212H88ZM153 213V212H152ZM165 213V212H164ZM187 213V212H186ZM204 214V212H202ZM16 214V215H15ZM20 214V213H19ZM79 214V213H78ZM84 214V213H83ZM98 214V213H97ZM209 214V213H208ZM60 215V214H59ZM70 214H67L66 216V221H67V217H70L68 216ZM87 215V214H86ZM107 215V214H106ZM151 215V214H150ZM165 215V214H164ZM173 215V214H171ZM177 216V214H175ZM190 215V214H189ZM188 215V217H189ZM194 215V214H193ZM205 215V214H204ZM207 215V214H206ZM213 215V214H211ZM29 216V217H28ZM187 217V215H185ZM195 216V215H194ZM79 217V216H78ZM98 217V216H97ZM96 217V218H97ZM106 217V218H108ZM182 217V216H181ZM60 218V217H59ZM80 218V217H79ZM105 218V219H106ZM116 218V217H114ZM151 218V217H150ZM183 218V217H182ZM196 218V217H195ZM40 219V217H39ZM58 220L56 217H54L52 220ZM62 219V218H61ZM83 219V218H82ZM101 219V218H100ZM193 219V218H192ZM42 220V219H41ZM40 220V221H41ZM64 220V219H62ZM61 220V221H62ZM90 220V219H89ZM108 220V219H107ZM106 220V221H107ZM83 221V220H82ZM116 221V220H115ZM114 221V222H115ZM120 221V220H119ZM124 221V220H123ZM134 221V220H133ZM185 221V220H184ZM200 221V220H199ZM203 221H205L204 219L202 220V223ZM64 222V221H62ZM61 222V223H62ZM113 222V224H114ZM187 222V221H186ZM194 222V221H192ZM44 223V222H43ZM99 223V222H98ZM97 223V224H98ZM107 223H109L107 221ZM106 223V224H107ZM117 223V222H116ZM145 223V222H144ZM151 223V222H150ZM4 224V225H2ZM52 224V223H51ZM56 224V223H55ZM105 224V223H104ZM103 224V225H104ZM110 224V223H109ZM112 224V222H111ZM118 224V223H117ZM126 224V223H125ZM139 225H141L142 223H138ZM147 224V223H146ZM189 224V223H188ZM197 224V223H196ZM20 225V224H19ZM62 225V224H61ZM108 225V224H107ZM12 226V225H11ZM16 226V225H15ZM53 226L54 223H53ZM101 226V225H100ZM112 226V225H110ZM125 226V225H124ZM132 226V225H130ZM197 226V225H196ZM195 226V227H196ZM202 226V225H201ZM52 227V226H51ZM64 227V226H63ZM91 227V226H90ZM94 226H92L91 230L93 229ZM105 227V225H104ZM109 227V226H108ZM157 227V226H156ZM3 228V229H2ZM49 228V227H48ZM62 228V227H61ZM88 228V227H87ZM100 228V227H98ZM155 227H153L154 229ZM58 229V228H56ZM90 229V228H88ZM143 229V228H142ZM158 229V228H157ZM198 229V228H197ZM201 229V227H200ZM203 229V228H202ZM201 229V230H202ZM160 230V229H159ZM34 231V232H33ZM56 231V230H54ZM62 231V230H61ZM60 231V232H61ZM102 231V230H101ZM107 231V230H106ZM124 231V229H123ZM129 231V230H127ZM152 231V230H151ZM13 232V231H11ZM10 232V234H11ZM22 232V231H21ZM50 232V231H49ZM94 232V230H93ZM103 232H98L96 231V228H95V233H93L92 237L90 238L91 239V242L89 243V247H88V250L92 249H100V247H102V245H104V241L101 240V237L102 235L105 233ZM128 233V232H127ZM162 233V232H161ZM50 234V233H49ZM111 234V233H110ZM9 235V237H8ZM53 236V234H51ZM60 235V234H59ZM87 235V234H86ZM126 235V234H124ZM199 235V234H198ZM49 236V235H48ZM48 236L46 237V239L48 238ZM106 236V235H104ZM135 236V235H134ZM54 237L58 238V235L57 234H54ZM124 238L126 236H123ZM104 238V237H102ZM259 240L256 242V245L255 248L259 250V254L260 255H263L264 254V237H258ZM124 240V239H123ZM57 241V240H56ZM85 242V241H84ZM107 242V241H106ZM133 242V241H132ZM107 244V243H105ZM123 244V243H122ZM12 245V244H11ZM87 245V244H86ZM14 246V245H13ZM24 246V245H23ZM106 246V245H104ZM121 246V244H120ZM140 244H137L135 246H131L132 247V250H138L140 247ZM21 247V246H20ZM114 247V246H113ZM6 248V247H5ZM94 248V249H93ZM4 249V248H3ZM87 249V248H86ZM17 250V249H16ZM22 250V249H21ZM77 250V249H76ZM102 250V249H101ZM100 250V251H101ZM120 251H122L121 249H119ZM2 251V249L0 250V252ZM23 251V250H22ZM85 251V250H84ZM87 251V250H86ZM91 251V250H90ZM99 251V252H100ZM111 251V250H110ZM133 253H136L134 252ZM181 251V250H180ZM191 251V250H190ZM204 251V250H203ZM19 252V251H17ZM83 251H81L82 253ZM129 252L132 254L131 250H129ZM4 253V251H3ZM80 254V252H78ZM86 253V252H85ZM84 253V254H85ZM89 253V256H91L90 252ZM87 253V254H88ZM123 253V252H122ZM121 253V254H122ZM77 254V253H76ZM83 254V253H82ZM83 254V255H84ZM95 254V253H94ZM97 254V253H96ZM100 254V253H99ZM112 254V253H110ZM118 254V253H117ZM209 254V253H208ZM44 255H46V259L47 261L52 259V255H53V252L51 251H46V252H43L41 253V257L44 258ZM81 255V254H80ZM98 255V254H97ZM124 255V254H123ZM130 255V254H128ZM128 255L126 256V253H125V256L128 257ZM193 255V254H192ZM12 256V254H11ZM25 256V255H24ZM88 256V257H89ZM119 256V255H118ZM124 256V257H125ZM201 256V255H200ZM86 257V256H85ZM123 257V256H122ZM125 257V258H126ZM186 257V256H185ZM11 258V257H10ZM84 258V257H83ZM96 258V257H95ZM110 258V257H109ZM189 258V257H188ZM8 259V258H7ZM39 259V258H38ZM78 259V258H77ZM81 259H82V255H81ZM92 259V258H91ZM112 259V257H111ZM123 259V258H122ZM89 260V258L87 259V261ZM94 260V258H93ZM128 260V259H127ZM45 261V260H44ZM86 261V259H85ZM92 261V260H91ZM120 261H123V260H120ZM12 262V261H11ZM80 262V261H79ZM78 262V263H79ZM83 262H84V259H83ZM82 262V263H83ZM90 262V260H89ZM106 262V261H105ZM116 262V261H115ZM130 262L129 260L127 261V263ZM186 262V261H185ZM264 262V261H263ZM77 263V262H76ZM114 263V262H113ZM117 263V262H116ZM115 263V264H116ZM124 263L126 264V262L124 261ZM123 263V264H124ZM46 264V263H45ZM80 264V263H79ZM120 264V263H118ZM185 264V263H184Z\"/></svg>",
  "mask_w": 264,
  "mask_h": 264
}]
</instances>
